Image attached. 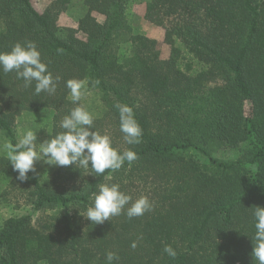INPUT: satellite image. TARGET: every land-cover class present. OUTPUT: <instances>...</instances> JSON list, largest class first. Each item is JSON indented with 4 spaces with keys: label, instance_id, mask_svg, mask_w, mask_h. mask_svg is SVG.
I'll use <instances>...</instances> for the list:
<instances>
[{
    "label": "trees",
    "instance_id": "1",
    "mask_svg": "<svg viewBox=\"0 0 264 264\" xmlns=\"http://www.w3.org/2000/svg\"><path fill=\"white\" fill-rule=\"evenodd\" d=\"M133 1L82 0L74 29L57 24L71 0H54L43 13L30 0H0V52L34 42L56 83L54 93L36 94L35 81L25 87L15 71L0 68V143L17 142L20 121L23 131L44 123L55 135L83 105L94 131L109 127L115 149L137 154L103 174L57 166L42 183L35 172L18 180L0 152V176L22 186L32 211L51 212L38 225L30 214L0 222V264H109L108 252L117 257L111 264H258L252 212L264 207V0H147L143 17L162 29L165 59L156 40L133 31ZM123 44L129 54L120 52ZM70 79L89 90L75 103ZM117 103L133 109L139 144L124 140ZM40 111L50 118L22 119ZM225 151L236 158L218 159ZM134 176L157 188L150 211L129 218L124 209L101 224H79L72 212L86 211L101 184L124 190L122 178Z\"/></svg>",
    "mask_w": 264,
    "mask_h": 264
},
{
    "label": "clouds",
    "instance_id": "2",
    "mask_svg": "<svg viewBox=\"0 0 264 264\" xmlns=\"http://www.w3.org/2000/svg\"><path fill=\"white\" fill-rule=\"evenodd\" d=\"M0 68L5 73L15 71L17 78L24 80L25 87L31 86L35 81L36 94L42 91L52 94L56 91L52 73L41 61V53L34 42L29 41L23 45L18 42L10 52H0ZM55 79L58 80L59 77ZM66 86L70 90L72 101H80L84 82L70 79ZM115 107L119 112L120 131L124 133V140L130 145L139 144L142 128L135 119L133 109L120 103ZM93 123L94 118L89 110L83 105H78L60 121L59 127L63 131L55 135L49 134L50 139L37 142V131L26 129L15 144L8 141L0 143V152L6 155L20 181L28 179L29 172L36 171L37 162L55 166L78 164L83 169L91 166L95 173L103 174L105 170L120 169L125 161L131 163L137 159V154L132 150L119 152L115 149L110 136L94 131ZM130 201L132 197L122 192L119 184H101L95 193L94 203L87 208L84 217L95 224H101L112 216L120 215ZM151 208L148 197L141 195L127 207L126 215L129 218L142 216ZM252 216L255 229L252 237V256L258 264H264V207L255 206ZM132 247H136L135 242ZM164 252L171 257L177 255L170 245L165 246ZM106 259L111 264L117 257L115 253L108 252Z\"/></svg>",
    "mask_w": 264,
    "mask_h": 264
},
{
    "label": "rangeland",
    "instance_id": "3",
    "mask_svg": "<svg viewBox=\"0 0 264 264\" xmlns=\"http://www.w3.org/2000/svg\"><path fill=\"white\" fill-rule=\"evenodd\" d=\"M33 7L39 12L43 13L45 12L51 3L54 0H30ZM147 0H134L133 3L130 6L131 10V26L135 33L141 34L143 36H146L148 38L154 39L157 41V48L159 49L161 58L165 59L167 58L169 54V46L163 42V31L161 28L149 23L144 19V8H145V2ZM84 7L82 4V0H71V3L67 10L65 12H62L57 17V24L61 27H68V28H74L77 27V20L82 14L84 13ZM95 18L99 23L104 22V16L94 14ZM79 37L82 36L80 33L78 35ZM129 46L128 44H123L120 46V52L124 54H129ZM220 84V81L211 83L209 86H214ZM83 94L89 93L88 88L84 86L82 89ZM68 98L71 99L70 93L68 95ZM72 100V99H71ZM50 118L49 113H43V112H36L32 113L28 116H23L22 119L26 120L28 123L31 124H37L39 122L42 123V119L44 118ZM21 117L19 118V120ZM21 119V120H22ZM25 121V122H26ZM16 131L18 137H20L23 134L21 121L17 123ZM34 131H37V142H42L45 139H50V129L49 127H46L44 123L41 124V126L37 127ZM101 134H108L111 136V129L104 128V130H99ZM220 160L223 161H229L236 158V154L233 153V151L228 152H222L217 157ZM201 161H204V159H201ZM57 166L55 165H47L43 162H37L35 164V173L40 179L42 183L44 182H50L53 177V172L56 169ZM129 178V177H128ZM126 177L122 178V186L124 187V190H121L125 194H128L132 197V201H130L129 205H126L125 209L131 205V202H134L136 199H138L141 195L147 196L149 201L152 203L157 201V188L155 184H153V181L151 179H144L140 178L138 176H134L132 179H128ZM81 182L76 183H68V184H61V188H66V190H69L71 188H78L80 186ZM56 184V183H55ZM121 188V186H120ZM155 191V194H154ZM159 199V198H158ZM76 215V220L79 222V224L85 228L87 223L92 222L89 219L85 218L86 211H78V208H75L72 212ZM24 214H30L32 218V222L35 225H38L41 222L48 220L51 212L49 211H32L31 205L28 201V196L25 190L22 189V186L20 184H15V186H11L10 182L6 180L5 177L0 176V222H2L4 219H7L9 217L13 216H20ZM111 218V217H110Z\"/></svg>",
    "mask_w": 264,
    "mask_h": 264
}]
</instances>
